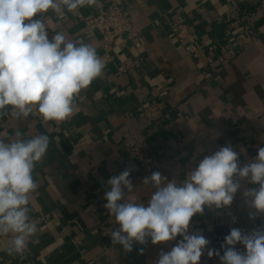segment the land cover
Here are the masks:
<instances>
[{
	"label": "crops",
	"instance_id": "0c3cea01",
	"mask_svg": "<svg viewBox=\"0 0 264 264\" xmlns=\"http://www.w3.org/2000/svg\"><path fill=\"white\" fill-rule=\"evenodd\" d=\"M113 4L123 8L138 35L131 40L126 33L125 41L105 51L96 25ZM232 10L244 15L245 33L228 27ZM79 13L93 23L79 20ZM255 16L254 0H97L74 12L42 14L49 38L62 32L90 44L104 69L75 97L74 112L64 121L44 123L36 110L26 119L0 117L6 141L15 139L17 129L24 139H50L35 165L38 187L29 204L30 216L45 218L26 252L9 254L0 237V264H155L161 251H169L176 241L135 244L125 252L101 234L114 221L104 208L107 181L131 167L134 188L126 199L148 203L155 189L142 184L147 176L126 154L123 140L143 124L140 110L152 102H164L166 109L146 127L151 150L160 161H181L178 174L155 170L169 180L179 184L200 159L227 145L241 163L257 156L264 147V10ZM179 25L193 41L177 38ZM250 32L254 38L244 44ZM228 208L205 207L192 218L200 223L191 221L189 228L202 232L221 255L230 233ZM200 264H212V257L205 252Z\"/></svg>",
	"mask_w": 264,
	"mask_h": 264
},
{
	"label": "clouds",
	"instance_id": "9594fccd",
	"mask_svg": "<svg viewBox=\"0 0 264 264\" xmlns=\"http://www.w3.org/2000/svg\"><path fill=\"white\" fill-rule=\"evenodd\" d=\"M96 2L0 0V117L26 119L36 110L47 123L73 114L75 97L101 75L104 63L90 44L69 40L62 32L49 38L39 17L50 9L62 14ZM49 144L45 134L24 139L18 129L15 139L0 138V237L11 236L9 254L23 253L38 231L29 215L30 194L38 187L35 165ZM131 171L129 167L110 177L103 197L104 208L119 225L110 232L113 245L131 252L135 244L176 241L169 251H161L155 264H200L205 252L221 264H264V225L248 232L232 228L221 245L222 255L208 247L202 232H189L194 215H202L205 207L231 206L238 191L252 210L250 220L264 215V147L245 163L231 145L221 147L200 159L179 184L154 171L142 182L155 189L147 204L126 199L134 188Z\"/></svg>",
	"mask_w": 264,
	"mask_h": 264
},
{
	"label": "built area",
	"instance_id": "2783aa9c",
	"mask_svg": "<svg viewBox=\"0 0 264 264\" xmlns=\"http://www.w3.org/2000/svg\"><path fill=\"white\" fill-rule=\"evenodd\" d=\"M254 4L256 10L255 18L262 17L264 10V0H254ZM77 17L79 20H83L88 25H91L94 21L90 16H84L81 13H79ZM229 17L230 19L228 22V27L230 29H234L238 32L243 33L246 32V28L248 26H246V24L244 23L245 17L240 11L232 10L229 14ZM96 28L101 34L103 42L102 48L105 51L109 50L110 47L116 46V44H120V42L125 41L126 38L124 37V34L126 33H128L129 35L128 39L131 40L136 38L138 35V32L133 31L132 29L131 18L126 15L123 8H121V6H119L118 4H113L107 9L104 16L96 25ZM178 29L179 30L177 32V38H183L187 39L188 41H193V37L188 32L185 25H179ZM254 35L255 34L253 32L247 33L243 40V43L247 44L251 42L254 38ZM165 109L166 105L164 104V102H152L143 105L140 110V115L145 119L143 124L130 130L123 140L124 151L130 158L138 162L145 176H149L158 168H164L172 173L178 174L181 168V161L179 156H174L164 161L158 160L157 156L151 150L145 133L147 125L159 121L163 117ZM250 211L252 210L249 209L245 204L242 191H238L233 200V203L224 213L228 218L229 230L235 227L248 232L264 225V215L258 216L254 220H250ZM233 216L236 217V223H232ZM30 217L31 220L37 225L38 229L45 218L44 215H32ZM192 222L195 224L200 223L199 220L194 219L192 220ZM117 227L118 225H116L113 221L109 226L105 227L102 230L101 234L105 237L110 238V232ZM35 236L30 238L23 252L29 250ZM10 239L11 236L3 237V241L6 247L9 246ZM236 247L241 251L244 250L242 245H237ZM212 264H221V262L218 257L213 256Z\"/></svg>",
	"mask_w": 264,
	"mask_h": 264
}]
</instances>
